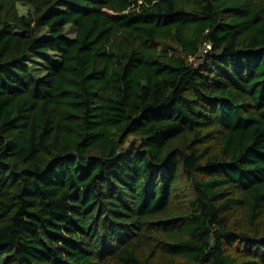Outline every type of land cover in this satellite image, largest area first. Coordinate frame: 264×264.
Masks as SVG:
<instances>
[{"label": "trees", "instance_id": "1", "mask_svg": "<svg viewBox=\"0 0 264 264\" xmlns=\"http://www.w3.org/2000/svg\"><path fill=\"white\" fill-rule=\"evenodd\" d=\"M0 264H264V0H0Z\"/></svg>", "mask_w": 264, "mask_h": 264}, {"label": "rangeland", "instance_id": "2", "mask_svg": "<svg viewBox=\"0 0 264 264\" xmlns=\"http://www.w3.org/2000/svg\"><path fill=\"white\" fill-rule=\"evenodd\" d=\"M18 9L21 11V12H23V13H25V12H27L28 11V6H26V5H20L19 4V6H18ZM72 29L73 28H71V27H67L66 28V31L68 32V31H72ZM33 65H34V67H36L35 69H38V71L41 73L42 72V65L41 64H34L33 63Z\"/></svg>", "mask_w": 264, "mask_h": 264}]
</instances>
